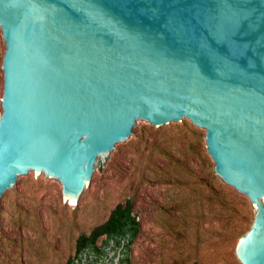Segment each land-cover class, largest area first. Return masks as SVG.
<instances>
[{
    "label": "water",
    "instance_id": "95a60500",
    "mask_svg": "<svg viewBox=\"0 0 264 264\" xmlns=\"http://www.w3.org/2000/svg\"><path fill=\"white\" fill-rule=\"evenodd\" d=\"M0 27V205L31 170L77 202L137 120L187 118L250 200L240 264H264V0H0Z\"/></svg>",
    "mask_w": 264,
    "mask_h": 264
},
{
    "label": "rangeland",
    "instance_id": "374dc122",
    "mask_svg": "<svg viewBox=\"0 0 264 264\" xmlns=\"http://www.w3.org/2000/svg\"><path fill=\"white\" fill-rule=\"evenodd\" d=\"M5 50L0 27V115ZM132 133L98 157L77 202L61 197L59 180L43 172L20 175L0 205V264H66L77 238L128 200L141 223L131 264H240L233 229L242 219L232 208L241 207L223 189L244 198L247 228L250 200L212 171L204 129L187 118L160 127L137 120Z\"/></svg>",
    "mask_w": 264,
    "mask_h": 264
},
{
    "label": "trees",
    "instance_id": "16d2710c",
    "mask_svg": "<svg viewBox=\"0 0 264 264\" xmlns=\"http://www.w3.org/2000/svg\"><path fill=\"white\" fill-rule=\"evenodd\" d=\"M223 195L225 197V200L228 199V197H231L230 199L236 202V204L241 207V209L232 208L234 213L236 211L235 214L240 216L242 219V222L233 229V235L237 238V240H239L241 236L248 232L253 222L251 223L250 227L247 228L246 218L240 215V213H242V207L245 205V200L241 195L233 190L227 191L226 189H223ZM133 207L134 206L131 200H128L125 203H118L111 211L108 220L104 223V233H107L109 236H113L117 233H129L126 264H131V246L134 243L135 239L138 237L141 230V223L138 219V216L134 213ZM1 213H3V210L1 211ZM7 217L11 218L10 212L7 213ZM77 244V248L80 252L86 247L93 245V240L91 239L89 233H83L78 237ZM80 260H82V257H80Z\"/></svg>",
    "mask_w": 264,
    "mask_h": 264
},
{
    "label": "flooded vegetation",
    "instance_id": "af4514ba",
    "mask_svg": "<svg viewBox=\"0 0 264 264\" xmlns=\"http://www.w3.org/2000/svg\"><path fill=\"white\" fill-rule=\"evenodd\" d=\"M109 216L96 224L89 232L93 245L79 252L76 240L74 255L67 260L66 264H126L129 233H117L113 236L104 233V223ZM80 257H82V260H80ZM117 257L119 258L118 261H116Z\"/></svg>",
    "mask_w": 264,
    "mask_h": 264
}]
</instances>
